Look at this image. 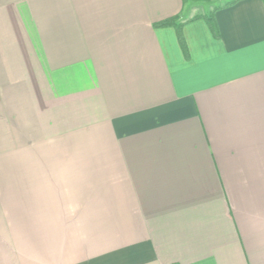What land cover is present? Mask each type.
Returning <instances> with one entry per match:
<instances>
[{
	"label": "crops",
	"instance_id": "crops-1",
	"mask_svg": "<svg viewBox=\"0 0 264 264\" xmlns=\"http://www.w3.org/2000/svg\"><path fill=\"white\" fill-rule=\"evenodd\" d=\"M188 3L0 0V264H264V0Z\"/></svg>",
	"mask_w": 264,
	"mask_h": 264
},
{
	"label": "trees",
	"instance_id": "trees-1",
	"mask_svg": "<svg viewBox=\"0 0 264 264\" xmlns=\"http://www.w3.org/2000/svg\"><path fill=\"white\" fill-rule=\"evenodd\" d=\"M183 3H186L188 0H182ZM201 1V0H200ZM208 1V0H207ZM238 0H231L229 2H227L225 5L223 6H216L214 7L211 11L199 16L201 18H203L205 20V22L207 23L211 33L214 36H217V29L214 25V20H213V13L216 9L220 8V7H224L227 5H231L233 3H235ZM154 27H174V29L176 30L178 36H180V31H181V27H182V23L177 22V17H171V18H167L164 20H161L159 22H156L153 24Z\"/></svg>",
	"mask_w": 264,
	"mask_h": 264
},
{
	"label": "rangeland",
	"instance_id": "rangeland-1",
	"mask_svg": "<svg viewBox=\"0 0 264 264\" xmlns=\"http://www.w3.org/2000/svg\"><path fill=\"white\" fill-rule=\"evenodd\" d=\"M230 0H188V6L192 7L190 14L199 15L211 11L216 6H221L224 2Z\"/></svg>",
	"mask_w": 264,
	"mask_h": 264
}]
</instances>
